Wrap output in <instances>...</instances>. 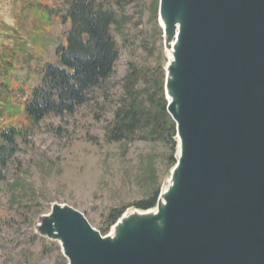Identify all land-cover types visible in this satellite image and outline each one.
<instances>
[{
  "label": "water",
  "instance_id": "obj_1",
  "mask_svg": "<svg viewBox=\"0 0 264 264\" xmlns=\"http://www.w3.org/2000/svg\"><path fill=\"white\" fill-rule=\"evenodd\" d=\"M157 19L176 145L155 206L102 234L54 202L35 234L68 264H264V0H158Z\"/></svg>",
  "mask_w": 264,
  "mask_h": 264
},
{
  "label": "rangeland",
  "instance_id": "obj_2",
  "mask_svg": "<svg viewBox=\"0 0 264 264\" xmlns=\"http://www.w3.org/2000/svg\"><path fill=\"white\" fill-rule=\"evenodd\" d=\"M92 1L115 17L113 73L74 112L45 116L29 141L19 142L16 160L1 170L0 264H68L57 242L34 231L52 203L75 208L103 231L111 210H132L146 196L141 178L149 159L161 181L168 175L174 128L164 136L161 128L140 127L119 142L106 136L120 107L134 102L148 108L156 80H163L166 52L156 0ZM64 3L0 0V125L39 84L45 65H60L56 49L65 46L69 28L58 17Z\"/></svg>",
  "mask_w": 264,
  "mask_h": 264
},
{
  "label": "trees",
  "instance_id": "obj_3",
  "mask_svg": "<svg viewBox=\"0 0 264 264\" xmlns=\"http://www.w3.org/2000/svg\"><path fill=\"white\" fill-rule=\"evenodd\" d=\"M157 6L158 0L156 14ZM58 11L60 20L69 23L64 50L62 46L56 49L60 65L46 64L39 84L32 87L28 97L8 113L7 122L10 123L0 125V172L16 160L15 155L22 150L19 142H28L45 116L74 112L76 107L85 103L89 91L113 73L117 51L110 26L115 23L114 14L95 5L92 0H65L64 8H58ZM41 14L38 11V15ZM128 64L130 68L134 66L133 62ZM163 81L164 76L163 80H156L148 108L137 106L134 102L120 107L106 136L110 141L119 142L131 137L140 127L150 126L154 132L161 128L164 136L166 131L174 128L169 134L173 138L167 156L169 172L175 163V125L166 112ZM157 172L153 159H149L141 178L146 196L134 204L136 208L146 210L155 206L162 182ZM123 212L114 209L105 215L103 219L107 228L100 232L105 234Z\"/></svg>",
  "mask_w": 264,
  "mask_h": 264
}]
</instances>
